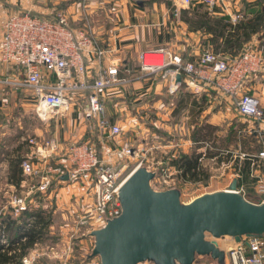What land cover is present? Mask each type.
<instances>
[{
  "label": "built area",
  "instance_id": "1",
  "mask_svg": "<svg viewBox=\"0 0 264 264\" xmlns=\"http://www.w3.org/2000/svg\"><path fill=\"white\" fill-rule=\"evenodd\" d=\"M229 1L199 0V4L209 13H225ZM191 5H194V0H176L175 16L179 13V6ZM244 19L240 14L230 16L233 24ZM259 35L264 37V30ZM262 40L264 38L244 48L235 57L215 53L211 47L203 48L193 61L184 60L179 54L159 48L141 54V70L151 75H161L167 82V93L171 97L180 91L182 82L191 87L194 93L213 91L217 100L229 105L239 117L254 124V128L247 129L248 132L262 130L264 89L259 97L250 93L257 73L264 68ZM105 54L106 50L98 46L91 32L70 28L69 19L63 10H56L53 19L25 12L10 15L2 23L0 62L15 66L24 75V79L16 84L30 94L36 118L43 122L56 121L66 117L73 108L82 109L86 124L90 122L87 124V132L99 131L97 143L88 138L67 145L65 150L70 161V171H66L62 164L51 163L53 157L62 151L57 139L36 141L31 138L30 152L20 162L23 179L9 193V209L13 216L19 217L24 211H34L37 208L34 194L46 192L54 178L65 174L69 176L70 184L81 186L84 190L82 197L72 198L73 209L83 213L76 224L78 228L86 229L83 238L87 235L94 238V231L104 228L109 221L122 215L120 190L141 164L124 178L123 169L118 168L117 163L131 158L135 150L129 142L119 146L111 145L122 135L123 128L120 123L107 117V93L125 87L127 80L119 76L117 63L107 65L95 75L91 74L88 57L101 59ZM178 76H181L182 81L178 80ZM83 105L84 108H79ZM187 142H190L191 147L194 145L196 154L201 155L199 163L206 159L216 160V157H207V154L217 151L215 142L204 143L193 139ZM98 147L103 148L104 153L99 152ZM226 152L232 154V151ZM245 156L241 154L240 160ZM35 160L46 162V174L42 175L44 169L35 167ZM250 160L253 170L251 177H255L253 185L261 198V204L264 203V174L256 176L255 172L264 170V148L252 155ZM221 165L229 167L227 163ZM171 176L169 172L167 178L171 179ZM240 176L235 172L236 178ZM32 177H40L39 183L31 184L29 178ZM238 192L250 200L242 188H238ZM206 239L215 240L218 248L224 251V264H264V235L243 236L240 242L229 237L216 239L209 234ZM25 240L26 237L20 239L23 242ZM220 241H224L223 244ZM74 242L69 237L66 241L47 246V250L52 258L70 264L71 245ZM10 246L11 243L6 239L0 242L3 250ZM38 249L25 255L21 264H33L39 256ZM199 259L203 261L201 264H220L218 260L207 256H199ZM151 263L145 261L139 264ZM81 264H101V261L97 257L87 258Z\"/></svg>",
  "mask_w": 264,
  "mask_h": 264
},
{
  "label": "crops",
  "instance_id": "2",
  "mask_svg": "<svg viewBox=\"0 0 264 264\" xmlns=\"http://www.w3.org/2000/svg\"><path fill=\"white\" fill-rule=\"evenodd\" d=\"M103 2L106 4L112 2L116 5L111 29L98 31L100 40L97 44L106 50V54L101 59H96L93 56L88 57L87 63L93 75L107 65L117 63L119 65V76L127 80L125 87L115 89L119 93L115 94L114 97V114L107 112V117L111 121L118 122L119 116L123 114L131 115L134 126L142 129L137 120L138 117L142 119L148 115H151V117L160 115L162 118H167L165 119L167 122L171 121L170 119L179 117L183 126L181 130L185 128L188 132H192L190 140H195L193 137L195 131L200 127L204 128V122L209 123L208 126L216 128L217 125L213 121H216L220 116L228 117L227 115L232 108L217 100L216 93L213 91L210 93L206 91L194 93L191 87H187L182 82L183 86L180 91L176 96L171 97L167 93V82L161 75L150 77L151 74L142 73L140 56L151 50L163 48L173 54L181 55L184 60L193 61L203 48L210 46L208 43L211 41V35L203 29L193 27L184 18L191 19L194 11L200 10L201 12L213 14L215 17H228L230 19L231 15L240 14L247 19L264 10V0H230L225 13L217 11L209 13L199 4V0H194V5L179 6L177 16L174 14L176 0H0V40L1 25L8 16L30 12L41 18L53 19L56 10H63L69 19V23L71 18L74 25L77 26V29H75L70 25L71 29L86 30L91 32L94 37L95 32L90 25L79 28L78 26L83 20L85 23L90 21L91 13L94 14V10L97 8L96 5L102 6L100 9L103 10ZM259 38V34L254 35L245 48L258 42ZM18 71L19 69L15 66L0 62V242L6 239L14 247L24 243L26 240L24 242L20 241V239L26 237L20 232L21 229L22 232L29 229L36 221L35 217L37 215L40 214V217L49 215L51 223L47 229V239L41 238L29 250V253H31L37 247L42 249L46 245L49 246L57 244L61 240H68L70 237L69 224L58 227V231L66 230V236L62 237L61 234L54 236V214L60 213L62 217H66V222H69L67 221L68 216H70V209L73 208L71 199L75 196L82 197L84 190L81 186L70 184L69 176L65 180L66 174L61 175L54 178L46 192L34 194L37 199V208L34 211H28V213L33 214L32 216L23 213L19 217L13 216L12 210L9 209V193L18 187L23 179L20 162L30 152L31 144L29 140L31 138L36 141L39 139H57L60 142L62 151L53 157L51 163L52 165H64L66 171H70V161L65 150L67 145L70 142H82L88 138L93 142L95 140L87 132L86 121L80 109L73 108L66 117L56 121L43 122L36 118L34 103L29 98L30 94L26 89L16 84L24 79V75ZM180 81H182V78ZM254 82L251 92L255 93L256 90L262 91L264 89V68L257 73ZM240 125L243 131L246 128H254V124L247 127ZM261 128L262 130L249 131L251 133L249 136H254L260 147L264 148V124ZM189 143L180 144L183 151L182 155H188L190 152L188 151L191 147ZM170 146L168 147L170 148ZM240 146L241 143L233 142L227 146V150H235V147L240 149ZM172 157L173 159L177 158L174 154ZM166 159L170 165L172 163L171 158ZM226 162L229 165L228 169L235 164L234 161L230 162L229 159ZM34 163L36 168L44 169L42 175L46 174L44 168L46 162L35 160ZM241 163L242 160L239 161L238 167L236 165L233 167V173L229 175L228 183L224 188L217 191L228 189L230 184L237 180L238 188L244 190L250 201L260 204L261 198L257 195L253 185L255 177H251L252 166L250 165L249 176L245 178L240 171ZM217 164L221 165L222 163L217 161ZM263 171L259 169L255 172V175L264 174ZM235 172H238L241 176L236 178ZM29 179L31 184L35 185L40 181V177ZM25 190H29V188ZM24 223H26L25 227H23Z\"/></svg>",
  "mask_w": 264,
  "mask_h": 264
},
{
  "label": "water",
  "instance_id": "3",
  "mask_svg": "<svg viewBox=\"0 0 264 264\" xmlns=\"http://www.w3.org/2000/svg\"><path fill=\"white\" fill-rule=\"evenodd\" d=\"M154 177L143 167L132 172L120 190L122 215L92 233V257H99L101 264H194L196 256L224 264V251L206 239L208 234L236 242L264 235V203L255 204L239 193L237 180L224 191L183 203L177 189H152Z\"/></svg>",
  "mask_w": 264,
  "mask_h": 264
},
{
  "label": "rangeland",
  "instance_id": "4",
  "mask_svg": "<svg viewBox=\"0 0 264 264\" xmlns=\"http://www.w3.org/2000/svg\"><path fill=\"white\" fill-rule=\"evenodd\" d=\"M103 10L100 8L102 6L96 5V9L94 10V14H92V17L90 21H85L78 26L83 27L84 25L89 26L93 28L94 30V37L95 42H99V33L98 31L101 30H109L111 29V24L113 23L112 18L113 15H115L116 5L114 3H104L103 2ZM85 23V24H84ZM76 24V23H75ZM70 25L71 27H74L77 29L73 23V21L70 18ZM264 38V37H263ZM262 38H259V41ZM264 42V40H262ZM140 60V65H141ZM147 72V71H145ZM144 73V71H142ZM148 73V72H147ZM153 75H150V77ZM253 86L255 84L252 83ZM119 92L117 90H111L107 93L108 96V106H107V112H110L111 114H114V97L115 94H118ZM254 96L259 97V94L261 95V91L256 90V92H251ZM79 108H84V105ZM77 109V108H76ZM78 110V109H77ZM80 112H82V109H80ZM160 116V115H159ZM151 115L145 116L142 119L140 117L137 118L140 125L142 126V129H138L134 126V121L131 115H125L119 116L118 123L123 128V133L121 136L116 138L115 141L111 144L112 146H119L124 144L125 142H129L133 145L135 153L134 155L126 159L124 161H119L118 168L123 169L122 171V177H126L129 175L136 166L140 165L143 168H146L150 170L151 172L155 173V177L150 182V185L152 189L156 191H166L168 189H177L181 192V198L183 203H189L191 200L196 199L199 196L205 195L207 193H212L214 191H217L219 189L224 188V186L228 183V180L230 178L229 175H232L233 173V167L236 165L234 164L232 168H226L223 165L217 164V159H206L203 160L200 164L205 172V175H198V178H200L197 181L192 180H184V176L182 175V172L177 169L176 166H174L172 163L169 165V161L166 159L168 157L173 160L172 155L174 156H180L183 154L182 147H180V144L190 141V138L192 136V132H188L187 129L181 128L183 127L180 121V118L177 117L175 119H170L171 121L167 122V118ZM228 117L220 116L216 121H213L215 125H217V129L213 130V135L218 136L219 140H228V136L230 135V129L233 126V124H242L245 127L248 125H253L252 122H248L245 119H242L237 115L235 110L232 108ZM148 117V118H147ZM87 124H90V122H87ZM86 124V125H87ZM170 125V126H169ZM175 125V126H172ZM209 125V123L204 122V126ZM186 126V125H185ZM138 129V130H136ZM206 131L208 128H205ZM241 136L242 137H249V133L247 131V128L245 131L241 128ZM89 135L94 138V142L97 143L96 140H98L99 131L93 130L89 132ZM97 138V139H96ZM213 141V139L211 140ZM209 142V141H208ZM170 143V148L168 147ZM217 143V142H216ZM99 145V144H97ZM100 146V145H99ZM164 146H167L166 148ZM193 147V148H192ZM190 147L188 151L189 153H196L193 151L194 145ZM195 150V149H194ZM224 152L221 154L223 155L224 159L221 163H227L228 157L231 153H227L225 148H223ZM230 150V149H229ZM98 151L104 153V149L101 147H98ZM233 151V158L230 157V162L237 160V156L240 154V149L235 147V150ZM188 153V155H189ZM240 161V159H239ZM174 167V168H173ZM177 172H176V171ZM172 173L171 179L167 178V174ZM250 180V178H248ZM71 202L73 203L74 200L71 199ZM70 206H72L70 204ZM82 211L76 212L73 208L70 209V216H68L69 222H66V217H62L60 213L54 214L55 218L54 225V236H58L61 234V236H66L67 232L65 231H58V227H64L67 224H69V236L72 238L75 242L72 244V254L70 256V264H81L83 260L87 258H94L92 257L93 249H94V238L86 236V238H83V233L86 232L85 228H78L77 222L78 218L82 215ZM60 230V228H59ZM226 241V240H224ZM224 241H220L221 244H223ZM230 243V242H229ZM37 255H39L33 264H63L58 259L52 258L50 256L49 250H47V245L44 246L42 249H38ZM85 255L87 257H85ZM209 257V256H207ZM96 258V257H95ZM99 258V257H97ZM203 261L199 259V256H196V259L194 261V264H201ZM153 264V263H151ZM205 264V263H204Z\"/></svg>",
  "mask_w": 264,
  "mask_h": 264
},
{
  "label": "trees",
  "instance_id": "5",
  "mask_svg": "<svg viewBox=\"0 0 264 264\" xmlns=\"http://www.w3.org/2000/svg\"><path fill=\"white\" fill-rule=\"evenodd\" d=\"M184 20L197 29H203L207 34L211 35L210 46L215 53L235 57L239 55L245 46L251 41L254 35L259 34L264 30V10L258 12L257 14L241 20L233 24L228 17H215L213 14H208L206 12H201L200 10H195L192 18H184ZM260 38H263L259 35ZM264 44V42H261ZM240 124H233L230 129V135L228 140H219L218 136L213 135V130L210 126L205 125V127L198 128L194 134L195 140H200L202 142L211 141L217 142L215 147L217 151L214 153L207 154L209 157H216L218 162H222L224 157L221 154L224 152L223 148L227 149V146L231 143H241L240 154L235 160L236 167L239 165V159L241 154L246 156L242 160L240 171L246 178L249 176L251 156L258 153L262 148L254 136L242 137L240 130ZM205 128H208L206 131ZM238 146V145H237ZM233 158V154L229 155ZM201 155L192 153L189 155H181L179 158L173 159L172 164L177 167L179 171L182 172L184 180L197 181L198 175H205L202 166L199 164L198 159ZM230 157L226 158L230 160ZM23 214L32 216V213L24 211ZM37 215V214H36ZM23 216V215H22ZM35 217V216H34ZM34 224L25 229L21 233L26 236V241L19 244L18 246H10L9 248L3 250L0 248V264H21V259L29 253V250L34 247L36 243L43 239H47V229L51 223L50 216L37 215ZM15 223V222H14ZM26 223L23 224V227ZM23 228L22 226H19Z\"/></svg>",
  "mask_w": 264,
  "mask_h": 264
},
{
  "label": "bare ground",
  "instance_id": "6",
  "mask_svg": "<svg viewBox=\"0 0 264 264\" xmlns=\"http://www.w3.org/2000/svg\"><path fill=\"white\" fill-rule=\"evenodd\" d=\"M147 58H148V60H147V61H149V58H150V56H148Z\"/></svg>",
  "mask_w": 264,
  "mask_h": 264
}]
</instances>
